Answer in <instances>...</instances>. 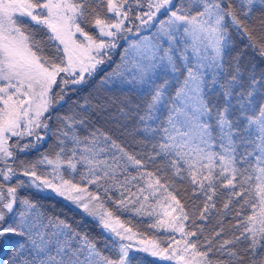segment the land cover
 <instances>
[{
  "label": "snow or ice",
  "instance_id": "6c2138e0",
  "mask_svg": "<svg viewBox=\"0 0 264 264\" xmlns=\"http://www.w3.org/2000/svg\"><path fill=\"white\" fill-rule=\"evenodd\" d=\"M0 264H264V0H0Z\"/></svg>",
  "mask_w": 264,
  "mask_h": 264
},
{
  "label": "trees",
  "instance_id": "16d2710c",
  "mask_svg": "<svg viewBox=\"0 0 264 264\" xmlns=\"http://www.w3.org/2000/svg\"><path fill=\"white\" fill-rule=\"evenodd\" d=\"M109 70V69H108ZM44 197H46L43 202L49 206L50 208H52V210L57 211L60 214H63L61 212V209L64 207L65 202L62 201L60 198H57L55 196H50V195H43ZM54 205V208L52 207ZM71 215V214H69ZM78 218V217H77Z\"/></svg>",
  "mask_w": 264,
  "mask_h": 264
},
{
  "label": "rangeland",
  "instance_id": "374dc122",
  "mask_svg": "<svg viewBox=\"0 0 264 264\" xmlns=\"http://www.w3.org/2000/svg\"><path fill=\"white\" fill-rule=\"evenodd\" d=\"M114 59L115 60H119V55H116L115 57H114ZM110 70V69H109ZM43 195H50V196H54V195H51V194H48V193H44ZM58 198V197H57Z\"/></svg>",
  "mask_w": 264,
  "mask_h": 264
}]
</instances>
